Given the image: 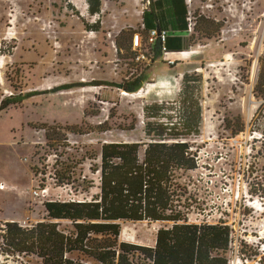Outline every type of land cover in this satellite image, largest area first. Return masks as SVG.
Masks as SVG:
<instances>
[{
  "label": "rangeland",
  "instance_id": "1",
  "mask_svg": "<svg viewBox=\"0 0 264 264\" xmlns=\"http://www.w3.org/2000/svg\"><path fill=\"white\" fill-rule=\"evenodd\" d=\"M148 6V0H104L92 16L86 0H0L1 94H34L0 113V225L32 227L48 221L45 202L84 199L58 185L56 171L78 161L77 178H92L86 153L104 141L144 139L147 105H174L169 114L178 116L184 75L197 73L203 115L201 134L192 138L199 168L190 190L199 208L191 219L264 235V98L255 92L264 61V0H192L197 31L184 39L192 54L172 67L161 58L134 61L133 37H147ZM202 19L214 22L211 39ZM138 76L145 82L137 93L119 88ZM134 119L141 122L135 131L118 129ZM105 121L113 131L68 134L65 147L54 145V125L87 132ZM240 121L245 132L234 136ZM59 224L72 229L69 221ZM161 226L122 222L119 241L154 247Z\"/></svg>",
  "mask_w": 264,
  "mask_h": 264
},
{
  "label": "trees",
  "instance_id": "2",
  "mask_svg": "<svg viewBox=\"0 0 264 264\" xmlns=\"http://www.w3.org/2000/svg\"><path fill=\"white\" fill-rule=\"evenodd\" d=\"M103 1L86 0L92 16L100 15ZM148 2L143 13L146 34L154 29L169 30L172 34L187 30L186 0ZM202 21L204 37L211 39L216 34L210 28L214 22ZM93 28L99 29V22ZM166 47L170 52H181L185 49L184 39L172 36ZM120 50H125L122 44ZM153 53L152 62L162 57L161 44L153 47ZM202 81L197 73L184 75V85L176 102L179 111L176 117L169 114L174 105L145 106L144 139L104 141L99 150L88 151L85 161H89L92 178H77L78 161L74 166L65 164L57 170V184L70 186L75 196L84 199L45 202L48 221L32 227H23L18 222L1 224L0 264H228L230 226L196 223L191 219L199 208L198 199L190 190V175L199 168L198 150L192 138L201 134ZM144 82L145 79L138 76L119 88L137 93ZM255 92L264 98V61ZM24 95L3 96L0 91V113L22 104L34 94ZM140 123L134 119L118 129L135 131ZM43 129L46 139L51 140V128ZM113 130L108 121L89 126L87 132L80 126L54 125V145L65 147L61 142L63 138L67 141L68 134H104ZM244 132L245 124L240 121L233 134L238 136ZM93 189L98 193L91 195ZM60 221L71 222L72 229L62 230ZM122 222L162 224L155 246L120 242ZM29 257L34 261L28 260Z\"/></svg>",
  "mask_w": 264,
  "mask_h": 264
},
{
  "label": "built area",
  "instance_id": "3",
  "mask_svg": "<svg viewBox=\"0 0 264 264\" xmlns=\"http://www.w3.org/2000/svg\"><path fill=\"white\" fill-rule=\"evenodd\" d=\"M189 7L187 17L186 37L190 38L195 33L197 21L191 10L192 0H186ZM144 27V25H143ZM169 30L154 29L151 30L146 39L140 33L133 37L132 49L136 52L134 61L138 64L150 63L154 56L153 47L156 44H161V59L169 66H175L185 57L192 54L191 51L170 52L166 47V43L171 38ZM145 41V42H144ZM113 46L116 48L115 41ZM189 50H192L190 47ZM4 186H0L3 189ZM225 225H228L225 223ZM231 228V243L228 264H264V235L262 231L247 232L241 229L240 226L228 225Z\"/></svg>",
  "mask_w": 264,
  "mask_h": 264
},
{
  "label": "crops",
  "instance_id": "4",
  "mask_svg": "<svg viewBox=\"0 0 264 264\" xmlns=\"http://www.w3.org/2000/svg\"><path fill=\"white\" fill-rule=\"evenodd\" d=\"M171 36H182V38L185 39L186 34H185V32H183V33H175V34H171ZM184 44H185V40H184ZM157 62H158V60L154 61L153 63L156 64Z\"/></svg>",
  "mask_w": 264,
  "mask_h": 264
},
{
  "label": "bare ground",
  "instance_id": "5",
  "mask_svg": "<svg viewBox=\"0 0 264 264\" xmlns=\"http://www.w3.org/2000/svg\"><path fill=\"white\" fill-rule=\"evenodd\" d=\"M4 189V188H3Z\"/></svg>",
  "mask_w": 264,
  "mask_h": 264
}]
</instances>
